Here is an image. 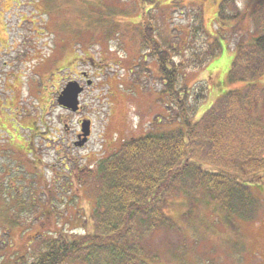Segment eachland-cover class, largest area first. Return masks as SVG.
Listing matches in <instances>:
<instances>
[{"label":"rangeland","instance_id":"rangeland-1","mask_svg":"<svg viewBox=\"0 0 264 264\" xmlns=\"http://www.w3.org/2000/svg\"><path fill=\"white\" fill-rule=\"evenodd\" d=\"M220 1L152 0L161 8L171 2L176 8L170 7L164 18L155 14L144 19L134 0H0V264H21L22 257L33 261L37 245L31 242L56 225L69 237H81L85 230L96 234L92 193H71L70 172L95 169L131 138L171 132L178 97L193 106L192 97L203 95L195 122L225 92H247L245 83L229 81V71L237 43L251 46L255 36L263 35L257 32L264 10L255 25L246 13L248 0H227L224 12L238 17L236 22L226 20L224 32L217 33ZM198 24L205 33L189 31L191 35L188 30ZM142 30L151 48L156 42L164 51L172 50L168 44L176 45L180 30L185 32L181 41L190 39L180 49L182 56L169 52L177 55L179 73L173 90H168L155 58L142 56ZM217 34L224 37L220 53L200 68L187 66L194 60L192 53L208 48L206 35ZM179 61L187 67L181 68ZM82 72L90 75L92 85L86 88L83 82L87 91L80 96L79 112L71 113L56 98ZM258 77L253 82L257 91L250 96L258 97L254 116L264 124V72ZM82 120L91 121V135L77 148L73 144ZM259 158L263 168L249 171L246 178L255 183L248 184L256 201L254 219L227 217L217 201L206 202L204 188L188 192L182 187L164 209L171 226L141 238L129 234L123 242L133 246L144 264H264V151ZM75 259L70 256L59 264H81Z\"/></svg>","mask_w":264,"mask_h":264},{"label":"trees","instance_id":"trees-1","mask_svg":"<svg viewBox=\"0 0 264 264\" xmlns=\"http://www.w3.org/2000/svg\"><path fill=\"white\" fill-rule=\"evenodd\" d=\"M134 1L141 7L144 19L153 18L155 14L164 18L166 16L163 15L171 8H176L173 2L169 8H161L152 0ZM226 1L219 3L217 20L221 29L217 33L224 32L226 20L236 22L238 17L237 14L224 12ZM146 4H149L147 9ZM247 7V15L258 25L257 20L262 19L264 0H248ZM195 19L203 23L199 12H195ZM200 24L193 25L188 32L195 35L201 31L205 33ZM262 24L261 31L257 33L263 35L255 36L253 45L237 43L229 71V81L245 83L248 87L246 93L225 92L224 97L219 98L195 122L193 116L203 95L192 97L195 102L193 106L186 97H178L179 112L173 118L176 127L171 132H152L131 138L112 156L102 159L95 169L80 170V175L70 172L67 185L71 193L80 189H88L92 193L90 215L97 223L96 234H86L85 230L81 237H69L56 225L53 230H43L31 242L32 246L37 245L34 260L27 263L26 257H22L19 262L59 264L70 256H77L75 260L81 264H138L137 251L122 239L129 234L134 239L137 236L141 238L153 234L157 229H165L166 225L171 226V219L164 214V209L169 206V197L180 194L182 187L188 192L204 188L208 198L206 202L217 201L227 217H238L242 221L254 219L256 201L248 184L255 183L251 178H246L250 175L249 171L263 168V160L259 157L264 151L261 148L264 146V134L258 136L257 143L253 141L258 133H264V124L254 116L259 99L250 96L257 91V85L253 82L264 72V59L261 56V53L264 56L263 20ZM238 25L235 24L233 29L236 30ZM139 32L144 34L142 56L146 58L149 53L155 58L168 90H173L179 73L174 65L177 55L171 53L179 52V56H182L180 49L185 47L186 41L190 43V39L181 41L185 32L180 30L176 45L172 47L168 44L172 50L164 51L156 42V47L148 45L147 31ZM206 36L210 41L208 48L192 53L194 60L187 66L200 68L220 53L223 35ZM147 47L151 49L150 52H146ZM179 63L181 68L186 65L184 61ZM73 180L77 189H74L76 185L73 186ZM59 218L60 215L57 216ZM73 232L74 229H67L68 234L73 235ZM143 262L140 260L139 264Z\"/></svg>","mask_w":264,"mask_h":264},{"label":"water","instance_id":"water-1","mask_svg":"<svg viewBox=\"0 0 264 264\" xmlns=\"http://www.w3.org/2000/svg\"><path fill=\"white\" fill-rule=\"evenodd\" d=\"M87 85L90 86L91 81H88ZM82 92L83 88L77 82H68L57 97L56 103L68 112L77 113L79 111V96ZM90 134L91 121L83 120L80 124V135H78L77 141L73 145L77 148H82L88 142Z\"/></svg>","mask_w":264,"mask_h":264},{"label":"flooded vegetation","instance_id":"flooded-vegetation-1","mask_svg":"<svg viewBox=\"0 0 264 264\" xmlns=\"http://www.w3.org/2000/svg\"><path fill=\"white\" fill-rule=\"evenodd\" d=\"M5 33H6V31H5ZM0 47H2V43H1V41H0ZM11 76H13V77H15L13 74H11ZM89 79H90V75L88 74V73H85V72H82L81 73V77H79V78H77V79H74V80H76L79 84H80V86H82L83 88H84V92L85 91H87L86 89H85V87L83 86V82L85 83V85H86V83H87V81H89ZM71 81V80H70ZM69 82V81H68ZM65 86V85H64ZM64 87H62L61 88V90L63 89ZM61 90L59 91V93L61 92ZM59 93H58V95H59ZM57 95V96H58ZM80 134V131H78L76 134H75V138L77 139L78 138V135Z\"/></svg>","mask_w":264,"mask_h":264}]
</instances>
